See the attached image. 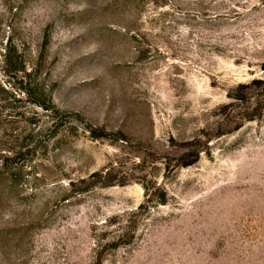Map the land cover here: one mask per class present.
Wrapping results in <instances>:
<instances>
[{"label":"rangeland","instance_id":"obj_1","mask_svg":"<svg viewBox=\"0 0 264 264\" xmlns=\"http://www.w3.org/2000/svg\"><path fill=\"white\" fill-rule=\"evenodd\" d=\"M0 264H264V0H0Z\"/></svg>","mask_w":264,"mask_h":264}]
</instances>
